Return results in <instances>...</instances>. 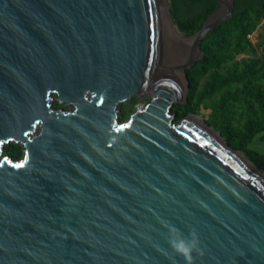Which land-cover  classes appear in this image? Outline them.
Masks as SVG:
<instances>
[{"label": "water", "instance_id": "water-1", "mask_svg": "<svg viewBox=\"0 0 264 264\" xmlns=\"http://www.w3.org/2000/svg\"><path fill=\"white\" fill-rule=\"evenodd\" d=\"M216 1L185 37L167 0H0V264H187L169 239L193 231L192 264H264V175L197 116L174 122L233 17ZM133 97L150 100L122 120Z\"/></svg>", "mask_w": 264, "mask_h": 264}, {"label": "trees", "instance_id": "trees-1", "mask_svg": "<svg viewBox=\"0 0 264 264\" xmlns=\"http://www.w3.org/2000/svg\"><path fill=\"white\" fill-rule=\"evenodd\" d=\"M218 7L216 0H170L173 20L187 36L197 33ZM262 19L264 0H235L233 17L204 38L205 56L188 70L187 79L188 103L196 110L204 101L219 95L209 124L219 130L232 147L243 151L264 170V153L249 147L257 138L264 142L261 60L255 58L244 61L242 66H227L238 54L255 50L249 36ZM17 152L16 155H21L22 149Z\"/></svg>", "mask_w": 264, "mask_h": 264}, {"label": "rangeland", "instance_id": "rangeland-1", "mask_svg": "<svg viewBox=\"0 0 264 264\" xmlns=\"http://www.w3.org/2000/svg\"><path fill=\"white\" fill-rule=\"evenodd\" d=\"M168 4V9L170 10V0H167ZM177 27V26H176ZM181 32V31H180ZM182 33V32H181ZM250 40L252 41L255 50L252 52H244L238 54L232 61L228 63V67H235V66H242L244 61H248L251 59L258 58L261 60L259 67L261 68V71L264 72V19L258 22L257 28L255 31L250 34L249 36ZM226 69V68H225ZM205 77L202 79V83L205 81ZM220 96L217 95L215 98L211 100H206L204 101L198 108H193L191 104L188 103H176L173 107V112L176 113V117L174 118V122H179L182 117L188 115V114H193L197 116L199 119L207 123L209 126H211L213 129H215L214 126L209 124V120L211 118L212 113L215 110V107L219 101ZM150 100V97H145V98H138V97H133L129 102H124L121 107H120V117L122 120H126L129 118V116L135 111L137 105L146 103L147 101ZM57 101L54 102L55 106H61L65 109H68L67 106L62 105V104H55ZM178 105V106H177ZM222 138L225 139V137L220 133L219 130H216ZM264 133V132H262ZM226 140V139H225ZM16 142L10 143L11 146L16 147L19 146L17 143L16 146L14 145ZM250 148L257 150L261 153H264V142L262 141H257L249 145ZM21 148V147H20ZM241 154L245 156L246 159H248L254 166H256L247 156L246 154L239 150ZM257 167V166H256ZM259 168V167H258ZM260 172L264 174V170L259 168Z\"/></svg>", "mask_w": 264, "mask_h": 264}, {"label": "clouds", "instance_id": "clouds-1", "mask_svg": "<svg viewBox=\"0 0 264 264\" xmlns=\"http://www.w3.org/2000/svg\"><path fill=\"white\" fill-rule=\"evenodd\" d=\"M175 233L178 230L172 229ZM199 239L195 231H193L190 235L180 234L179 238H170L169 245L170 247L180 256L184 257L187 264H192L193 261V253L200 251L199 248Z\"/></svg>", "mask_w": 264, "mask_h": 264}, {"label": "flooded vegetation", "instance_id": "flooded-vegetation-1", "mask_svg": "<svg viewBox=\"0 0 264 264\" xmlns=\"http://www.w3.org/2000/svg\"><path fill=\"white\" fill-rule=\"evenodd\" d=\"M16 144H14V145L16 146ZM18 144H19V146H16V147L11 146L10 143L7 144L6 147H5V153L7 155H9L10 157H13V158H16V159L22 158L23 155H24V149H23V146L20 143H18ZM20 147L22 149V154L21 155H16V152L19 150Z\"/></svg>", "mask_w": 264, "mask_h": 264}, {"label": "bare ground", "instance_id": "bare-ground-1", "mask_svg": "<svg viewBox=\"0 0 264 264\" xmlns=\"http://www.w3.org/2000/svg\"><path fill=\"white\" fill-rule=\"evenodd\" d=\"M171 18V17H170ZM175 26V25H174ZM175 28H176V30H177V32H178V34H180V35H182V36H185V37H187L186 35H184L183 33H181L180 32V30L175 26ZM242 155V154H241ZM243 156V155H242ZM244 157V156H243ZM245 158V157H244ZM254 166V165H253ZM255 167V166H254ZM256 168V167H255ZM262 173V172H261ZM263 174V173H262ZM264 175V174H263Z\"/></svg>", "mask_w": 264, "mask_h": 264}, {"label": "crops", "instance_id": "crops-1", "mask_svg": "<svg viewBox=\"0 0 264 264\" xmlns=\"http://www.w3.org/2000/svg\"><path fill=\"white\" fill-rule=\"evenodd\" d=\"M257 141H261V139L260 138H257V139H255L254 141H253V143L254 142H257ZM263 142V141H262Z\"/></svg>", "mask_w": 264, "mask_h": 264}, {"label": "snow or ice", "instance_id": "snow-or-ice-1", "mask_svg": "<svg viewBox=\"0 0 264 264\" xmlns=\"http://www.w3.org/2000/svg\"><path fill=\"white\" fill-rule=\"evenodd\" d=\"M123 127V126H122ZM117 130H119V129H117Z\"/></svg>", "mask_w": 264, "mask_h": 264}]
</instances>
